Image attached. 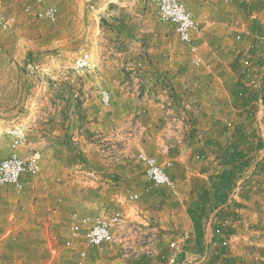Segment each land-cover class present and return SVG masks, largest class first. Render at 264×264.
Masks as SVG:
<instances>
[{
    "label": "crops",
    "instance_id": "1",
    "mask_svg": "<svg viewBox=\"0 0 264 264\" xmlns=\"http://www.w3.org/2000/svg\"><path fill=\"white\" fill-rule=\"evenodd\" d=\"M85 1L57 0L63 28L69 30L67 23H71L70 27L79 24L84 15L95 19L97 10L92 5L86 10ZM255 2L252 0L253 9L259 10L257 16L264 23V3ZM186 5L191 9L190 0ZM107 15L110 22L105 31L97 24L105 37L92 39L95 48L87 54L89 67L78 73L59 74L55 104L50 103V94L46 93L43 108H55L63 112L64 118L68 112L72 136L69 138L67 131L61 129L67 127L64 118L50 116L49 120L45 118L46 135L37 139H47L49 143L72 139L75 144L86 141L88 133L91 140H97L89 143L92 149L88 152L73 149L62 154L48 146L41 153L39 174L23 176L21 193H16L11 185L0 186V264H76L78 254L54 247L56 239L64 234V224L71 221L74 213L95 215L102 207H116L130 193L140 194L144 213L154 216V220L158 212L151 208H162L159 215L170 213L166 218L158 217V228L170 229L171 233L157 235L155 247L166 260L142 256L127 263L128 258L120 252L119 258L105 261L166 264L172 258L177 263L187 259L194 264L191 257L203 250L209 219L214 241H219L207 264H264V200L257 196L259 191L252 196V166L239 165V159L252 155V139L240 137L239 143L244 147L235 152L237 138L229 134L230 128L238 132L251 111L257 116L263 109L252 105L249 90L243 84L242 74L252 63L245 56L249 50L245 47L247 41L237 44L235 50L229 39L222 38V24L214 22L216 33L210 34L209 29L204 32L203 28L201 49L208 55L202 56L203 64L195 67L189 56L181 59L163 54L154 40L150 43L138 34L131 35L139 31V25L130 24L123 14L111 11ZM256 25L252 23V34L247 29L252 38L257 32L262 35ZM83 30L89 32L86 26ZM74 40L61 37L58 41L66 47ZM96 47L102 50L97 51ZM118 47L123 51H116L114 60L121 65L114 70V61L106 50L112 52ZM133 48L137 54L131 52ZM70 65L69 62L63 66ZM124 66L127 71L122 72L120 68ZM102 90L109 92L108 103L101 101ZM186 95L193 99L183 104ZM195 107H199L196 128L202 132L188 122L187 115ZM2 124L0 118V127ZM53 126L58 130L50 132ZM27 142L15 150L19 156L25 157L34 150L36 143L29 139ZM12 151L7 141L0 139V159ZM140 153L154 157L164 167L177 183L178 196H172L166 188L149 186L138 161ZM237 153L239 159L230 161ZM233 165L242 174L231 189L232 184L226 186L221 175ZM147 186L149 191L145 192L143 188ZM260 188L264 191V184ZM91 255L82 264H99L101 259Z\"/></svg>",
    "mask_w": 264,
    "mask_h": 264
},
{
    "label": "rangeland",
    "instance_id": "2",
    "mask_svg": "<svg viewBox=\"0 0 264 264\" xmlns=\"http://www.w3.org/2000/svg\"><path fill=\"white\" fill-rule=\"evenodd\" d=\"M106 2L107 0H86V10L89 5H92L93 9L97 10L95 19H89L84 15L82 21L80 19V23L73 27H70L71 23H67L69 30H66L65 26L64 28L61 26L63 19L60 20L59 18L57 0H41L40 2H37V0H0V12L16 17V24L11 32L0 31V118L3 123L0 129L23 126L26 141L29 139L30 142L36 143L34 150L39 151L40 157L42 151H45L48 146L53 147L56 153L61 152L62 154L71 152L73 149L88 152L92 149L89 143L97 140L96 138L91 140L90 135L87 133L85 136L86 141H82V143L76 142L73 144L72 139L62 143H49L47 141L50 140L47 139L45 140L46 142L37 141L39 135H46L45 123L48 122L47 120H49L50 116L52 119L64 118L63 112L55 108L53 111L49 110L50 112L43 108L44 102L47 100L46 93L50 94V99L48 98L50 103L55 104L58 98L59 74L63 71L79 72L73 69L74 64L80 58H87V54L94 51V40L92 39L100 37L102 32L106 30L110 22V16L107 13L111 11L114 13L119 12V14H123V17L129 18L128 22L130 24H135V26L138 24L139 31L133 32L131 35L138 34L140 38L149 39L150 43L154 40L156 48L161 49L163 54H173L176 58L180 57L181 59H187L188 56L190 58L187 47L177 39L174 26L158 20L156 4L153 0H108L107 4ZM186 2L187 0H185V4ZM190 3L192 10L188 9L187 5L185 9L202 24L203 28H205L204 32L209 29L210 34L216 33L212 23H220L222 24V38L229 39L233 43L232 47L235 50H237V44H244V39L245 42L247 41L245 47L246 50L249 48L250 51L245 52V56L250 58L252 63L251 66H248V71L242 74L245 75V77L243 76V84L245 83L244 86L249 90V93L252 90V105L256 106L257 109H263H261L260 115H257L258 117L251 111L250 117L246 119L245 123L240 125L238 132H235L234 128H230L229 131L231 133L229 134L237 138L238 146L237 144L234 146L235 152L238 147H244L239 143L240 137L252 139V155L247 159L243 158L244 160L239 159V165L252 166V196L259 191L261 194H257V196L264 200V191L260 188L264 184V23L257 16L259 10L253 9L252 0H190ZM260 3H264V0H256L254 4L260 5ZM49 5H53L57 11L56 21L52 23L36 16V10ZM26 7L31 9L25 11ZM106 7L108 8L105 10L104 8ZM65 18L67 17L65 16ZM252 23H257L256 28L262 30V35L257 32L255 33L256 37L252 38L250 36L252 34ZM97 24L103 27L104 30H100ZM85 26L89 30L88 33L83 30ZM248 28L251 29V34L248 33ZM236 36H239V38ZM61 37H69L75 40L64 47L58 41ZM102 37H105V35H102ZM199 46L200 53L205 58L208 52L206 50L203 52L200 42ZM251 49L253 52H251ZM96 50L101 51L102 49L99 50V47H96ZM112 50V52L110 50L106 51L112 57L111 60L114 61L111 66L115 70L121 64L114 60V54L116 51H123V48H112ZM106 51L104 50V52ZM131 52L137 54V49L133 48ZM69 62L71 63L69 67L63 66ZM124 68L125 66L120 68L122 72L127 71ZM184 97L183 104H187L193 99L190 95ZM194 104L198 105L199 102L195 101ZM198 108L195 107L193 110L197 111L194 118V112L189 116L187 115V117H189L188 122L195 126L192 128L202 132L201 129L196 128L199 115ZM66 116L63 124L67 127L61 129L66 130L70 138L73 127L68 112ZM82 118L84 117L82 116ZM49 130L51 132L58 129L53 126ZM225 131L227 133L228 129L225 128ZM0 139L7 141L10 146L11 139L9 137L0 136ZM238 173L234 180L236 181L235 184L239 181L242 174ZM140 198L133 204H126L123 201L122 204L116 207H102L108 210H121L127 215L128 220L135 222L136 226L131 227V223L127 221L126 227L122 230L132 250H136L135 247L137 246L135 237L145 236L152 229L158 236L159 234L171 233L170 229L158 228V217L163 216L166 218L165 216H170V213L162 212L163 215H159L162 208H151L152 211L158 212L156 214L157 220H154V216L150 217L151 215L147 216L144 213L145 207L141 204ZM135 210H138V215L134 213ZM252 210H254V207H252ZM71 223L72 218L71 221L69 220V222L64 224L63 233L65 235L63 234L56 239L54 246L56 249L70 252L74 255L78 254L81 248H84L88 253L87 256H92L91 253H94L96 259H101L99 264L108 259L119 258L120 249L115 244L104 245L97 249L79 238L74 241L71 247H65L64 241L67 238L66 236H68V229ZM134 260L136 259L128 257V260L125 261L128 263ZM262 261L264 262V260Z\"/></svg>",
    "mask_w": 264,
    "mask_h": 264
},
{
    "label": "built area",
    "instance_id": "3",
    "mask_svg": "<svg viewBox=\"0 0 264 264\" xmlns=\"http://www.w3.org/2000/svg\"><path fill=\"white\" fill-rule=\"evenodd\" d=\"M41 0H37L40 2ZM156 4L157 18L162 23H170L174 26V32L181 44L187 47L190 55V61L194 66L203 64V57L200 53L199 42L202 39L203 26L192 17L190 12L185 9V0H153ZM31 8L26 7L25 11ZM53 5L46 6L42 9L36 10V16L45 19L49 22H55L57 11ZM16 24V17L13 15L0 12V31L11 32ZM239 38V36H236ZM89 67L86 57L80 58L74 64V70ZM101 101L108 103L110 95L107 90H102ZM197 111H194L193 118ZM23 126H17L10 129H0V136H6L11 139V154L0 159V186L11 185L16 193H21L24 189L23 176H36L41 171L40 153L38 150H32L27 156H19L15 150L26 144V134ZM138 161L143 165V174L149 186L166 188L172 196H178V189L176 188V181L172 180L165 172L164 167L161 166L154 157L145 153L138 155ZM167 163L166 166H169ZM149 186L144 187V191H149ZM234 194V192H233ZM140 198L139 193H130L124 199L126 204H133ZM134 213L138 215V210ZM72 223L68 229V236L64 241L65 247H71L75 240L83 239L87 244L99 249L104 245L115 244L120 249L124 258L132 257L140 259L142 256L147 258L159 257L165 259L164 255H160L157 251V234L152 229L149 234L145 236H137L136 250H132L128 245L125 233L122 230L126 227L127 221L131 227L136 226L135 222L128 220L127 215L121 210L103 209L95 215H82L74 213L71 216ZM211 220H207L205 226V242L202 246L203 250L196 256H192L194 264H207L210 257L213 255L215 246L218 244L214 241V230ZM171 247L175 245V241L170 243ZM87 252L81 248L78 251V258L76 264H82L86 258ZM166 260V259H165ZM190 261L185 259L181 262H174L168 259L166 264H190ZM102 264H111L108 261Z\"/></svg>",
    "mask_w": 264,
    "mask_h": 264
},
{
    "label": "trees",
    "instance_id": "4",
    "mask_svg": "<svg viewBox=\"0 0 264 264\" xmlns=\"http://www.w3.org/2000/svg\"><path fill=\"white\" fill-rule=\"evenodd\" d=\"M249 100H251L252 101V91L250 92V99ZM234 156V155H233ZM236 159H239V155H238V153L237 154H235V156L234 157H232V158H230V161H232V162H235L236 161ZM236 165V164H235ZM238 167V166H237ZM238 168H236V166H232V168H230L226 173H223L222 175H221V181L222 182H224V184L226 185V186H229L230 184H232V186L230 187L231 189H232V187L233 186H235V182L236 181H234L235 179H236V174H237V172H238ZM226 201V200H225ZM225 203V202H224ZM204 213H206V212H204Z\"/></svg>",
    "mask_w": 264,
    "mask_h": 264
}]
</instances>
